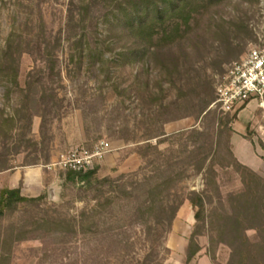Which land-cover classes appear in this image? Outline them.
<instances>
[{"label":"rangeland","instance_id":"374dc122","mask_svg":"<svg viewBox=\"0 0 264 264\" xmlns=\"http://www.w3.org/2000/svg\"><path fill=\"white\" fill-rule=\"evenodd\" d=\"M132 1L0 0V106L12 112L24 100L19 90L7 97L6 72L12 65L7 54L17 61L22 87L35 80L47 95H57L47 111L34 104L40 113L30 134L9 135L6 127L0 136V166L44 165L47 182L55 167L57 177L51 195L45 189L40 200L0 202V264H140L148 253L165 264L171 255L166 249L170 213L159 203L149 204L150 190L135 182L143 174H130L155 158L148 142L169 138L156 137L162 132H179L173 126L186 118L188 133L159 148L173 150L168 172L175 179L173 198H185L183 206L190 203L189 191L205 192L203 212L188 208L201 213L191 224L192 248L203 244L214 264H264V166L252 171L232 156L235 113L222 114L213 101L195 118L200 99H212L229 66L264 39V0H192L167 22V32L157 29L144 39L128 33L115 17ZM176 22H181L178 31ZM257 110L249 135H255L264 158V116ZM101 139L121 152L119 164L128 160V165L107 175L98 165L96 176L127 174L119 183L81 187L78 178L72 181L54 165L70 147ZM204 157L206 174L196 170ZM149 175L159 180L155 172ZM241 191L257 195L263 210L259 221L242 215L236 241L229 216L241 208L230 194ZM96 204L92 232L84 233L81 213Z\"/></svg>","mask_w":264,"mask_h":264},{"label":"trees","instance_id":"16d2710c","mask_svg":"<svg viewBox=\"0 0 264 264\" xmlns=\"http://www.w3.org/2000/svg\"><path fill=\"white\" fill-rule=\"evenodd\" d=\"M192 0H134L130 3V5L122 6L123 10H118L115 13V17H121L122 21L124 22L125 30L130 34L139 35L142 38L146 35L151 36L155 33V31L162 30L167 32V26L171 20L173 21L174 18L177 16L182 15L186 10V7L191 3ZM123 11V12H122ZM189 17L184 18V23L188 25ZM167 23V24H166ZM181 26V22H176L174 26V30L178 31ZM164 27V28H163ZM144 39V38H143ZM139 53V52H138ZM13 56L11 54H7L6 62L11 63L12 65L9 66V70L6 72L7 77V95L10 98V94L14 91L19 90L24 97V100L20 101L18 104L15 103L13 105V111L7 112L5 108L0 106V136L3 133L5 128L7 129L9 135L12 132L22 131V136H27L32 132L33 126V118L37 113L33 110L34 104L43 107L45 111L48 110L50 105L51 99L54 100V97L57 95L50 94L47 95V89L41 86V89L38 86V83L35 80H27L25 87H22L19 82V68L17 66V61L15 58L12 60ZM31 77V76H29ZM41 92V94H39ZM39 96V97H38ZM216 98L215 96L212 99L206 100L207 98H201V105L199 106V110L195 115L196 119H199L203 113L207 110L208 105L213 102ZM42 115V114H41ZM236 116V115H235ZM44 117V116H43ZM234 118V117H233ZM231 118L227 120L230 122ZM189 130H182L172 135H166L165 132H162L160 135L156 136L157 138L160 136H164L165 140H158L156 144L148 142L147 144V151H154L155 158L150 159L142 167H139V170L131 173L132 176H139L140 173L143 174V178L139 180H135L138 185L143 188H148L151 193V199H149V204L155 205L159 203L161 206V210L163 212L170 213L169 216V229L170 232L172 228L173 221L182 206L185 198L176 199L173 198L175 196V179L173 178V172L168 173L171 171L172 162L171 158L173 155L172 149H164L161 150L159 148V144L162 142H171L169 139L175 136H183L188 133ZM230 143V139H229ZM230 152L234 159L242 165L246 169L252 170L249 166L242 164L237 160L234 156L232 147L230 144ZM206 157L202 158L199 162L196 170L202 174H206L209 166L205 163ZM156 161H159L158 163ZM153 166L154 168L149 170V167ZM13 166H0V171L11 169ZM167 168V169H166ZM149 171L155 172L159 176V180L154 175H149ZM253 171V170H252ZM97 174V167L95 169L89 170L86 173L77 174L76 172H68V178L72 181H75V178H78V183H80L81 187H89L92 188L93 185H97L99 188L105 185H112L119 183L123 179H125L128 175L122 174L117 178H113L111 176H106L103 178H99L96 176ZM163 178V179H162ZM94 187V186H93ZM138 187H135V189ZM140 189V188H139ZM205 192L203 190H191L189 191L186 199L190 201L192 206L196 208L198 211H204L206 207V202L204 198ZM1 200L5 202L7 205H11L13 203H19L24 201H37L42 199L43 197H27L21 194L20 188H4L1 194ZM248 193L238 192V193H231L230 196L233 200H235L241 210L239 212H235L232 216L230 215L229 226L232 229L234 239L236 241H240V231L243 226L242 215H245L246 218H251L254 220H261L262 219V206L261 200L257 195H249ZM111 203V202H110ZM98 207V204L95 207H91L81 213V225L82 231L84 233H90L92 230L90 229L95 222H92L94 218L95 209ZM200 212L195 213V218L198 220L200 217ZM92 220V221H91ZM194 238L191 236L190 239V246H189V253H188V260L192 258L193 253L197 250L198 245L195 244V248H192V243H194ZM167 251H170L167 248ZM233 251L238 250V246H232ZM239 254V250L236 251ZM264 252V251H263ZM140 264H162L156 258H153L152 254H146Z\"/></svg>","mask_w":264,"mask_h":264},{"label":"crops","instance_id":"0c3cea01","mask_svg":"<svg viewBox=\"0 0 264 264\" xmlns=\"http://www.w3.org/2000/svg\"><path fill=\"white\" fill-rule=\"evenodd\" d=\"M258 107L255 102H251L248 106L241 108L232 122L234 132L230 136V144L234 156L239 162L249 166L251 169L260 171L264 166V158L262 149L257 146L255 135H249L257 118ZM189 119L186 118L179 124L173 126L176 131L184 130L189 127ZM168 128H166V131ZM263 139V136H261ZM120 151L113 150L109 152L104 160L98 166V172L104 175L111 174L114 167H123L128 165V160L118 162ZM54 170L49 171V182L46 180V168L44 165L21 166L3 170V183L5 188H20L23 196L37 197L41 195L45 189L51 195L52 185L57 183ZM49 184V185H48ZM51 185V187H50ZM49 186V187H48ZM48 187V188H47ZM193 208L191 203L184 204L178 211L172 228L166 240V246L171 250V255L166 260L165 264H189L192 260L195 264H214L209 254L204 253L203 244L197 242V250L193 253L192 258L188 260L190 239L193 232L195 214L188 211V208ZM190 222L187 224L186 221ZM196 222V221H195ZM194 222V223H195Z\"/></svg>","mask_w":264,"mask_h":264},{"label":"built area","instance_id":"2783aa9c","mask_svg":"<svg viewBox=\"0 0 264 264\" xmlns=\"http://www.w3.org/2000/svg\"><path fill=\"white\" fill-rule=\"evenodd\" d=\"M251 102L264 116V39L229 66L216 86L213 106L222 114H236ZM111 150V142L105 139L90 146L76 144L61 152L54 165L66 172L86 173L95 169Z\"/></svg>","mask_w":264,"mask_h":264}]
</instances>
